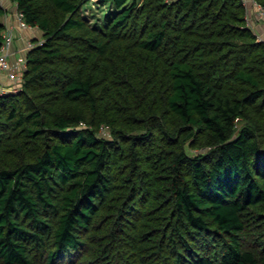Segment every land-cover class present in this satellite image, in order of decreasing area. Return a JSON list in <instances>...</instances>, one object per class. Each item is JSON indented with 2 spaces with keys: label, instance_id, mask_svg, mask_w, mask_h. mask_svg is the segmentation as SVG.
I'll use <instances>...</instances> for the list:
<instances>
[{
  "label": "trees",
  "instance_id": "trees-1",
  "mask_svg": "<svg viewBox=\"0 0 264 264\" xmlns=\"http://www.w3.org/2000/svg\"><path fill=\"white\" fill-rule=\"evenodd\" d=\"M15 1L43 36L0 91V264H264L252 2L0 0V48Z\"/></svg>",
  "mask_w": 264,
  "mask_h": 264
},
{
  "label": "built area",
  "instance_id": "built-area-1",
  "mask_svg": "<svg viewBox=\"0 0 264 264\" xmlns=\"http://www.w3.org/2000/svg\"><path fill=\"white\" fill-rule=\"evenodd\" d=\"M244 1L246 3L252 2L254 10H256L257 12L258 19L264 20V6L261 3H259L257 0H244ZM14 4L17 7L18 3L16 1ZM16 19L18 20V26L22 28H26V27L33 28L34 27L31 24L26 22L23 13L20 10H16ZM15 36H16V33H15L14 25H6L5 30H4V42L0 48V73L4 71L7 72L9 77L12 80H14V83L19 84V81L21 79V69H24L27 67V57H26V54H24L19 58L18 64H15V65L12 64L10 57L13 54L12 46L15 40ZM259 38L264 40V37L261 34H259ZM41 41L42 39L40 40V42ZM35 44H36L35 40L34 41L30 40L26 46V53H27V50L33 47Z\"/></svg>",
  "mask_w": 264,
  "mask_h": 264
},
{
  "label": "crops",
  "instance_id": "crops-1",
  "mask_svg": "<svg viewBox=\"0 0 264 264\" xmlns=\"http://www.w3.org/2000/svg\"><path fill=\"white\" fill-rule=\"evenodd\" d=\"M16 10L17 8L15 4L10 5L6 8L4 14L2 15V19L6 25H14L15 27L16 36L12 46L13 54L10 57L13 65L17 64V59L19 60V58L25 54L26 46L30 40L34 41L37 38L42 39L43 36V31L38 28H22L18 26V20L16 19ZM255 17L257 16L255 15ZM262 36L264 37V34H262ZM12 85H14V81L9 77L8 73L5 71L1 72L0 87H2L0 88V91H3V89L7 86L12 87Z\"/></svg>",
  "mask_w": 264,
  "mask_h": 264
},
{
  "label": "rangeland",
  "instance_id": "rangeland-1",
  "mask_svg": "<svg viewBox=\"0 0 264 264\" xmlns=\"http://www.w3.org/2000/svg\"><path fill=\"white\" fill-rule=\"evenodd\" d=\"M112 0H90L85 6H84V13L88 16V18L95 23L97 19L102 18V16L105 15L106 10L110 7ZM254 13L257 16L256 10H254ZM260 17V15H259ZM262 22V25L264 27V20H259ZM26 54V52H25ZM18 64V59H17ZM10 80V79H9ZM14 81V80H13ZM2 87V86H1ZM0 87V88H1ZM11 89L10 86H7L3 89V91H7Z\"/></svg>",
  "mask_w": 264,
  "mask_h": 264
}]
</instances>
